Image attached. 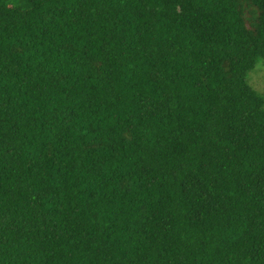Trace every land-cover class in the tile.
<instances>
[{
	"label": "trees",
	"instance_id": "trees-1",
	"mask_svg": "<svg viewBox=\"0 0 264 264\" xmlns=\"http://www.w3.org/2000/svg\"><path fill=\"white\" fill-rule=\"evenodd\" d=\"M264 0H0V264H264Z\"/></svg>",
	"mask_w": 264,
	"mask_h": 264
},
{
	"label": "rangeland",
	"instance_id": "rangeland-1",
	"mask_svg": "<svg viewBox=\"0 0 264 264\" xmlns=\"http://www.w3.org/2000/svg\"><path fill=\"white\" fill-rule=\"evenodd\" d=\"M247 80L258 92H264V58L257 60L254 68L249 71Z\"/></svg>",
	"mask_w": 264,
	"mask_h": 264
}]
</instances>
